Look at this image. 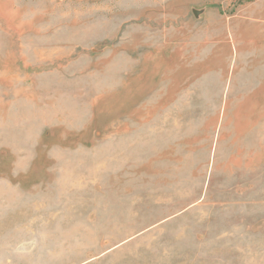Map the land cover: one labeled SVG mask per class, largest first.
<instances>
[{"label": "rangeland", "instance_id": "374dc122", "mask_svg": "<svg viewBox=\"0 0 264 264\" xmlns=\"http://www.w3.org/2000/svg\"><path fill=\"white\" fill-rule=\"evenodd\" d=\"M0 264H264V0H0Z\"/></svg>", "mask_w": 264, "mask_h": 264}]
</instances>
